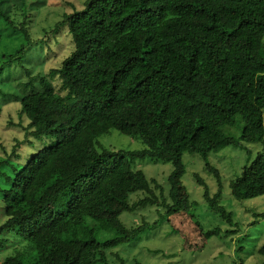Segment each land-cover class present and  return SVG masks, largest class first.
Segmentation results:
<instances>
[{
  "label": "trees",
  "instance_id": "obj_1",
  "mask_svg": "<svg viewBox=\"0 0 264 264\" xmlns=\"http://www.w3.org/2000/svg\"><path fill=\"white\" fill-rule=\"evenodd\" d=\"M20 6L23 20L17 22L0 0L6 24L0 36L12 28L26 40L4 54L0 76L12 62L33 71L26 64L34 63L29 46L37 41L27 26L28 5ZM42 40L50 52L46 60L59 62L23 83L21 113L29 120L27 134L55 141L14 168L0 187L6 214L0 235L17 230L34 252L25 260L18 250L1 264H111V255L123 261L116 248L194 207L183 182L186 152L207 160L242 141L261 143L230 188L238 200L264 195V0H86ZM4 84L0 78V97L8 96ZM241 120L238 138L224 130ZM114 129L145 147L103 145L101 137ZM19 147L20 141L0 167L19 156ZM145 158L172 163L169 190L139 168L137 160ZM206 168L222 188L221 170L209 161ZM195 177L209 206L235 225L221 191L211 195L209 184ZM136 191L143 198L133 200ZM152 206L158 207L154 222L121 219ZM255 216L264 219V211ZM6 243L0 237V246ZM258 252L264 257V244Z\"/></svg>",
  "mask_w": 264,
  "mask_h": 264
},
{
  "label": "rangeland",
  "instance_id": "obj_2",
  "mask_svg": "<svg viewBox=\"0 0 264 264\" xmlns=\"http://www.w3.org/2000/svg\"><path fill=\"white\" fill-rule=\"evenodd\" d=\"M85 1L3 0L6 10H9V6L12 7L11 17L17 22L23 20L20 4L24 2L28 5L27 26L33 42H37L29 46L30 52L34 51V63L26 64L28 68L33 67L31 74L18 64L19 67L15 69V62L2 68L0 78L5 82L3 87L8 96L0 97L3 106L0 116V162L6 158L7 152L13 150L16 142L20 141V147L19 156L0 167V187L6 186L5 176L13 173L14 168L21 167L35 151L55 141L52 136L37 137L27 134L29 120L21 113L20 96L25 93L23 83L42 72L47 74L50 68L59 62V58L53 57L46 60V56L50 54L45 40H42L46 30L51 31L57 22L63 20L65 14L83 8ZM2 28H6V24L0 17V30ZM22 43H26L22 33L16 34L12 28L3 31L0 36V60L7 61L4 54L12 53ZM37 58L40 59L39 63L36 62ZM25 61H30V57L27 56ZM0 65L4 67L2 63ZM243 124L241 120L234 126H226L224 130L238 138ZM101 138L103 145L114 150L145 147L140 139L115 129ZM242 145H231L226 149L213 151L207 160L199 153H184L186 173L183 182L194 202L191 212L175 214L169 219L159 221L129 244L116 248L123 261L111 255V264H264V257L258 252V248L264 244V219L255 216L264 211V195L238 200L232 195L230 188V181L239 176L247 164L249 153L254 158L262 149V145L245 141H242ZM207 161L221 170L222 188L213 173L206 168ZM137 164L149 179L156 178L166 189H170L168 177L173 170L170 161L145 158L138 159ZM195 174H199L209 184L211 195L221 191V203L233 211L235 225L229 224L209 206L204 197V187L198 183ZM157 193L159 194V191ZM143 195L142 191H136L131 197L138 200L143 198ZM157 210V206H152L135 213L134 216H130V212H124L121 219L125 224L132 219L134 225L144 221L154 222L159 217ZM5 220V204L0 197V225ZM92 226L96 227L95 223ZM215 228H219L220 233L210 237L205 235L207 231ZM79 233L83 237L87 236L85 228H80ZM107 235L108 233H101V236ZM0 237L7 238L6 245L0 246V264L7 257L15 255L18 250H22L25 260H29L34 254L29 247L24 248L27 241L22 239L19 231L8 230Z\"/></svg>",
  "mask_w": 264,
  "mask_h": 264
}]
</instances>
